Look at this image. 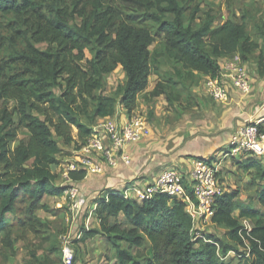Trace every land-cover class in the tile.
Segmentation results:
<instances>
[{
    "label": "trees",
    "instance_id": "trees-1",
    "mask_svg": "<svg viewBox=\"0 0 264 264\" xmlns=\"http://www.w3.org/2000/svg\"><path fill=\"white\" fill-rule=\"evenodd\" d=\"M124 1L135 5L137 13L125 15L109 0H90L77 13L82 20L78 25L71 24L74 15L66 0H0V30L8 32L0 37L2 263L14 256L11 237L18 228L37 236L46 233L48 226L37 215L39 210L51 212L42 205L44 197L65 194L53 170L59 164L60 142L86 145L97 119L115 115L118 105L133 116L143 94L149 102L165 97L172 104L185 98L196 106L190 85L199 75L216 77L220 61L235 54L243 63L256 60L264 78V45L250 32L249 10L218 27L216 16L208 12L195 26L202 1ZM43 44L44 50L38 47ZM162 58L168 59L171 71L162 70ZM119 66L126 82L112 96L102 95L104 77ZM153 76L159 81L147 93ZM259 129L264 133V125ZM23 130L28 138L19 140ZM245 164L264 180L258 161L247 159ZM72 176L80 182L86 173ZM238 197L232 192L217 198L212 223L226 230V242L210 234L198 237L186 204L169 195L139 203L111 191L98 200L100 229H83L80 242L102 236L116 252L115 264H227L223 258L230 252L238 264H264V217L240 205ZM259 200L264 205V188ZM10 215H17L18 222L11 223ZM243 219L253 221L251 232ZM146 240L151 248L142 253Z\"/></svg>",
    "mask_w": 264,
    "mask_h": 264
},
{
    "label": "rangeland",
    "instance_id": "rangeland-1",
    "mask_svg": "<svg viewBox=\"0 0 264 264\" xmlns=\"http://www.w3.org/2000/svg\"><path fill=\"white\" fill-rule=\"evenodd\" d=\"M109 1L120 7V10H122L125 15L137 13L132 10L135 6L132 3H125L124 0ZM199 1H202L200 3L201 13L198 16V20L195 22V26L205 20V14L208 12H212L216 16L217 21L215 22L214 27H218L230 19L233 14L240 19L242 16V10H249L251 13V20L249 21L250 32L256 37V39L260 37V45H264V0ZM66 5L69 7L71 15H74L71 18V24L76 23L81 25L82 20L77 13L85 7H88L90 5V0H66ZM6 30V28L0 30V37H6L8 35ZM261 31L263 32V35L259 34ZM156 45L157 44L151 47V51L154 50ZM38 47L44 50L47 48V45L43 44ZM86 55L88 59H91L92 56L89 51L86 52ZM235 55L239 57L238 54ZM161 63L163 65V71H171L170 62L167 58H162ZM243 64L247 68L251 77L258 76L260 80L264 79H261L259 76L256 60L252 59L250 62ZM205 78L206 77L203 75H199L195 82L190 85L191 95L197 102L196 106H189L185 98L180 102L172 104H170L165 97L162 98L163 102L161 103H158L157 99H153L149 102L146 99V95L143 94L139 99V107L136 114L142 116L147 123L146 126L148 127V131L144 138L155 132L158 140L163 144L172 133L173 128L178 124L176 122L183 120L184 116L188 117V119H191L193 122H195V120L210 121L206 113L214 102L205 93ZM104 80L106 82V89L102 95L112 96L119 85L126 82L127 78L123 68L119 66L113 73L106 75ZM156 81H159L158 77L151 78L152 85L155 84ZM240 97H242L243 105L244 103L249 105L250 108L247 112L250 115H259L262 113L260 117L264 116V96L256 81L255 84L253 83L251 94L246 96L240 95ZM119 107L120 105L117 106V108ZM203 107H205V109ZM202 108L206 113H204ZM220 108L221 107H219L218 110ZM218 110L217 107L213 106V113ZM75 134H77V130L74 131V135ZM27 138V132L25 130L21 131L19 140ZM162 139H165V141L163 142ZM17 145L18 142L14 143L12 148H16ZM81 145L82 144H71L64 146L63 143L60 142L59 146L61 153L58 156L59 164L53 167L54 172L59 174V167H62V165L66 166V164H70L81 158L83 153ZM166 147L168 146L165 145V148ZM175 150L172 153H169L166 150L165 153L166 155H175L179 152ZM76 152H79V154H76ZM226 152L225 149H220L204 156V153L201 150L197 153V156L201 158L209 157L217 159L216 157L222 158L223 154H226ZM158 153H160L159 150L156 154ZM73 157H76V159H73ZM199 157L194 158V160L200 159ZM247 159L250 158L246 157L239 160L230 159L228 157L223 160L222 182L225 193L238 192L239 197L237 200L240 205L250 207L258 211L264 217V205L259 200V192L264 188V180H260L256 177V169H247L245 167ZM254 160L258 161L262 167H264V158ZM166 166H173V163L167 162ZM172 168L179 170L178 166ZM57 185H60V181L57 182ZM42 205H47L51 209V212L39 210L37 213L42 222L48 226L46 233L37 236L32 232H26L23 229L18 228L15 234L11 237L14 256H12L7 262L3 263L2 261H4V259L0 257V264H115L117 262L114 248L105 239L96 238L86 243L80 242L82 231L84 229V219L82 217L77 220L72 218L71 199L67 198L65 195L61 197L47 195L42 200ZM239 215L240 210H236L234 216L238 217ZM9 220L11 223H17L19 217L17 215H10ZM251 222L253 224L252 227L254 228V223L253 221ZM242 225L244 226V224ZM198 231L203 235H214L228 242L225 237L226 230L212 222L199 225L197 232ZM3 238L4 236L0 235V249L2 248ZM150 248L151 242L146 240L144 247L139 251L146 253ZM139 251L135 250L134 253ZM223 260L227 264L239 263V258L234 252H230L223 258Z\"/></svg>",
    "mask_w": 264,
    "mask_h": 264
},
{
    "label": "built area",
    "instance_id": "built-area-1",
    "mask_svg": "<svg viewBox=\"0 0 264 264\" xmlns=\"http://www.w3.org/2000/svg\"><path fill=\"white\" fill-rule=\"evenodd\" d=\"M246 96L251 94L253 80L247 68L240 58H224L220 61V70L216 77L205 78V93L216 103H229L231 90ZM264 123V116L250 121L232 134L227 152L223 157L200 158L194 161L191 171L184 173L175 168L163 170L154 182L144 188L135 191L134 196L125 191L124 196L145 201L157 194H166L186 204V211L194 220L195 231L199 225L212 222L216 212L217 198L225 193L222 182V162L226 158L250 159L264 158V133L259 129ZM142 116L136 113L129 116L125 123H117L106 120L96 123L91 137L86 145L82 146V157L66 166L62 165L58 171L60 187L65 189V196L71 199V211L74 210L75 202L81 194L79 183L74 180L73 174L85 172L86 174L102 173L103 165L117 168L121 163L129 165L131 156L126 152V147L140 142L146 135L148 127ZM84 155V156H83ZM100 161L95 164L93 158ZM57 181V182H58ZM188 190L192 191L194 199L188 196ZM245 226V225H244ZM245 229L249 232L247 226ZM203 238L201 232L196 233ZM249 247V244H247Z\"/></svg>",
    "mask_w": 264,
    "mask_h": 264
},
{
    "label": "crops",
    "instance_id": "crops-1",
    "mask_svg": "<svg viewBox=\"0 0 264 264\" xmlns=\"http://www.w3.org/2000/svg\"><path fill=\"white\" fill-rule=\"evenodd\" d=\"M233 58L239 57L234 55ZM251 79L254 84L255 81L258 83L264 96V79L260 80L258 76H253ZM156 83L157 81L152 85L150 81V87L147 93L154 89ZM162 98H156L158 103L163 102ZM241 98L240 94L234 89L231 90V100L229 103H216L210 98L214 103L211 105L209 111L206 113L203 110L205 107L202 108L204 113L208 115L210 121L195 120L193 122L184 116L183 120L176 122L178 124L173 128L167 140L162 139L163 142L165 141L163 144L158 140L156 133L153 132V134L148 135L140 142L127 146L126 152L131 156V163L129 165L121 163L117 168H110L100 163L94 157L95 164L103 165V171L102 173L86 174L85 178L78 182L81 194L75 202L72 218L77 220L82 217L84 219V229L86 230L100 229V222L96 215L98 200L107 197L111 191L125 193V191L129 190L128 194L130 197L134 196L136 195L135 191L131 189H144L150 186L164 169L178 166L179 170H182L184 173L191 171L195 161L194 158L199 157L197 153L201 150L204 156H207L220 149H226L232 134L237 129L244 126L247 122L257 120L262 114L250 115L247 112L250 108L249 105L246 103L243 105ZM213 106L217 107V110L219 107L221 108L213 113ZM128 119L129 114L120 105L116 109L115 115L107 118H99L96 123L106 120L125 123ZM164 144L168 147L165 148ZM158 150L160 153L156 154ZM166 150L169 153H172L174 150L179 152L175 155H166ZM76 154H79V152H76ZM73 159H76V157H73ZM167 162L173 163V166L167 167ZM130 199L139 203L142 202L138 199ZM242 224L247 226L249 230L253 229V224L249 219H243ZM96 238L105 239L102 236Z\"/></svg>",
    "mask_w": 264,
    "mask_h": 264
}]
</instances>
